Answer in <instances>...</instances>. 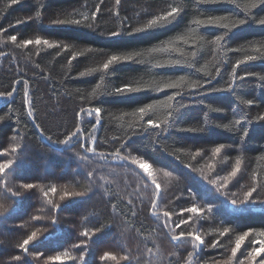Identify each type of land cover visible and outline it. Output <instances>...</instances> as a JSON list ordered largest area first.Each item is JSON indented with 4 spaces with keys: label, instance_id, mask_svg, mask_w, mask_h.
<instances>
[{
    "label": "trees",
    "instance_id": "obj_1",
    "mask_svg": "<svg viewBox=\"0 0 264 264\" xmlns=\"http://www.w3.org/2000/svg\"><path fill=\"white\" fill-rule=\"evenodd\" d=\"M262 20L264 0H0V264H261Z\"/></svg>",
    "mask_w": 264,
    "mask_h": 264
},
{
    "label": "snow or ice",
    "instance_id": "obj_2",
    "mask_svg": "<svg viewBox=\"0 0 264 264\" xmlns=\"http://www.w3.org/2000/svg\"><path fill=\"white\" fill-rule=\"evenodd\" d=\"M15 2H16V0H13V3H15ZM207 2H216V0H207ZM116 3L119 4L120 0H116ZM254 6H255V4H253V7ZM178 14H179V9L172 8V10L170 12H167L165 15H163L161 17H158L156 19L150 20L148 22V24L145 26V28H152V27L156 26L158 24V22H160V21H168L170 17H174V16H176ZM221 19H222L221 17H209L207 21L199 20V21H196V23H199V24L205 25V26H219V21ZM243 22L244 21H242V20L239 21V23H241V24ZM56 23H65V21H56ZM68 23L79 24L80 21L79 20L69 21ZM261 23H264V20H262ZM135 31H141V29H135ZM112 35L115 36V35H118V33L113 32ZM223 39H224L223 36H217L216 39H215V43L219 44ZM10 40L15 42L17 40V36L12 35L10 37ZM31 43H32V41H30V40L24 41L25 45H28V44H31ZM35 43L37 45H39L41 43V40L37 39L35 41ZM43 43L48 45L49 48L54 47V45L50 44L48 40H44ZM0 55H3V53H0ZM132 59H133V55H125V56L113 55V56L110 57V59L107 60L106 63L103 64V69L107 70V69H109L110 65H113V64H115L117 62H121V61H131ZM253 59H254V57H251V56L247 57V60H249V61L253 60ZM83 75H84V73H81V76H83ZM181 79H183V77H181ZM165 87H176V85L175 84L165 85ZM190 87L191 88H196L197 87V83H192L190 85ZM229 87H231V85H229ZM135 91H137V89L131 88L130 86H125L123 88H117L116 89L117 93H129V92H135ZM8 94L11 95L12 93L9 92ZM177 95H179V93H177ZM249 103H251V102H249ZM152 107H153V105L150 104V105L147 106V108H145V107L139 108L138 111L141 114H145L148 111V109H151ZM93 111L96 113V115H97V113L100 115V109L99 108H95V109H93ZM169 115H171V113H169ZM153 123H154L153 121H151V120L149 121V124H153ZM221 147H216L215 150H214L215 153H220ZM236 163H237V166H239V161H237ZM3 167L5 169H7L9 167V165L5 164V165H3ZM209 167H211V165H209ZM231 175L235 176L236 172L233 171L231 173ZM22 187L23 188H29L31 186L30 185H22ZM253 191H255V189H253ZM251 195H252V191L247 193V196H251ZM233 204H236L235 200L233 201ZM224 231L227 232L228 229L226 228V229H224ZM221 235H223V233H221ZM247 235L248 234L245 233L244 235L240 236L239 239L236 241V246L234 248H232V250H231L233 256L236 255L237 250L240 249L241 244L244 241L245 236H247ZM35 236H36V233H32V235L28 236V238L23 241V246H27L30 243V241H32L34 239ZM194 238H195L196 241H199L201 244L203 243V241L201 240L200 236H195ZM262 251H264V249H256L252 253H250L252 259L254 260L257 256H259ZM261 264H264V260L261 261Z\"/></svg>",
    "mask_w": 264,
    "mask_h": 264
}]
</instances>
